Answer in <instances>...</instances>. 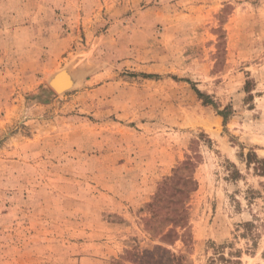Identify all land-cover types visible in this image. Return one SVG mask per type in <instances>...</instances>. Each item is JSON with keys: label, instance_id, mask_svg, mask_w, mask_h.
<instances>
[{"label": "rangeland", "instance_id": "1", "mask_svg": "<svg viewBox=\"0 0 264 264\" xmlns=\"http://www.w3.org/2000/svg\"><path fill=\"white\" fill-rule=\"evenodd\" d=\"M263 158L264 0H0V264H264Z\"/></svg>", "mask_w": 264, "mask_h": 264}, {"label": "trees", "instance_id": "2", "mask_svg": "<svg viewBox=\"0 0 264 264\" xmlns=\"http://www.w3.org/2000/svg\"><path fill=\"white\" fill-rule=\"evenodd\" d=\"M257 161L258 162H256L257 163L256 169L260 171V174H264V158L257 160ZM167 179L165 181L166 183H164V188H165V185L167 187V184H168L167 182L171 180V178H167ZM173 259H174V256H172V254L167 251V260L172 261ZM218 261H221V264H241L240 260L234 259L233 257L226 258L223 254H219L218 256H215L214 258H212L211 263L217 262L218 264Z\"/></svg>", "mask_w": 264, "mask_h": 264}, {"label": "water", "instance_id": "3", "mask_svg": "<svg viewBox=\"0 0 264 264\" xmlns=\"http://www.w3.org/2000/svg\"><path fill=\"white\" fill-rule=\"evenodd\" d=\"M60 74H61V73H59L58 75H60ZM58 75H56V76H58ZM56 76H55V77H56ZM55 77L53 78V80L55 79ZM53 80H52V85L54 86V88H55V90H56L57 92H61V91H62L65 87H67L68 84H69L68 76L65 77V80L63 81V84H60L59 86L55 85L54 82H53Z\"/></svg>", "mask_w": 264, "mask_h": 264}, {"label": "bare ground", "instance_id": "4", "mask_svg": "<svg viewBox=\"0 0 264 264\" xmlns=\"http://www.w3.org/2000/svg\"><path fill=\"white\" fill-rule=\"evenodd\" d=\"M65 80V76L60 74L58 76L55 77V79L53 80L54 84L59 86L60 84H63V81Z\"/></svg>", "mask_w": 264, "mask_h": 264}]
</instances>
